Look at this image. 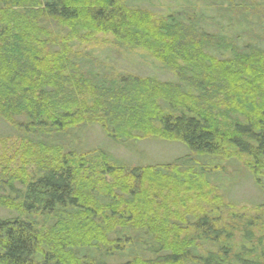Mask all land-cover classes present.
Wrapping results in <instances>:
<instances>
[{"label": "trees", "instance_id": "trees-1", "mask_svg": "<svg viewBox=\"0 0 264 264\" xmlns=\"http://www.w3.org/2000/svg\"><path fill=\"white\" fill-rule=\"evenodd\" d=\"M143 4L0 0V143L23 151L13 171L0 154V264H264V202L187 206L224 201L240 171L264 192V0ZM108 33L171 78L118 73L90 49ZM95 127L189 153L132 167L87 147Z\"/></svg>", "mask_w": 264, "mask_h": 264}, {"label": "rangeland", "instance_id": "rangeland-1", "mask_svg": "<svg viewBox=\"0 0 264 264\" xmlns=\"http://www.w3.org/2000/svg\"><path fill=\"white\" fill-rule=\"evenodd\" d=\"M144 2V6L148 8L150 7L152 10L158 13H166L174 7L173 0H144ZM97 38L98 40L95 41L94 45L90 46V49L93 48L96 54L103 59H105V57L107 58L110 55H113L116 60L119 59V61H115L111 56L113 65L115 66V70L118 73H133L139 74L141 76L158 74L161 79L171 78L168 72H164L159 69L160 67L158 62L153 57L149 56L150 53L147 50L142 48L132 49L129 47V45L127 47L129 49L119 48L120 51L114 50V36L111 33L99 34L97 35ZM111 50H113L114 52L111 53ZM5 127L0 123V130L7 131V125H5ZM85 143L87 144V147L102 146L104 148H107L132 167L140 164L145 165L148 163L159 165L165 164L166 162H174V160H176L177 158L183 157L184 155L189 153L188 147L177 138H146L143 140H138V142L134 141L133 146L136 143L137 150H135V148L131 146L124 147V145L122 146L114 143L101 129L96 127L92 128V130L89 132V136ZM4 150H6L8 153V159L13 157L15 154L18 155V153L19 155H22L23 152L22 147L15 140V138L12 140L8 139L5 143H0V154L2 153V151L4 152ZM19 155L16 156L15 161H9L10 169L12 171L20 166L21 158L19 157ZM3 162L5 161L3 160ZM237 167L239 169L244 168L242 164H240V167L238 164ZM228 169L232 170L231 167H228ZM35 170H37L36 165L30 164L28 167V171L34 173ZM238 176L239 178L236 181V183H238L230 191H228V193H226L227 198H224V201L222 200L221 202H215V204H213L212 202L196 201L195 197V199H193L194 203H191L190 201L187 203V206L192 209L194 206L198 207L199 205H201L206 210L216 206L220 208L219 210L222 212V217L226 216L229 209L233 210V208L242 216L244 214H256L255 209L257 203L264 202V192L257 188L256 185H254V182L251 181L246 174L243 176V171H240ZM236 177L237 176L234 175L231 179V182L235 180ZM209 189L210 187L208 186L205 187V190L203 191H207ZM229 201H232L235 204H231ZM231 206L233 208H231ZM180 210L182 212L184 211L183 209ZM8 213L9 212L0 209V215H7ZM255 232V238L257 239L259 237L260 230L256 228ZM236 241L242 242L241 238L239 239V237H237ZM256 242H258V240H256Z\"/></svg>", "mask_w": 264, "mask_h": 264}]
</instances>
